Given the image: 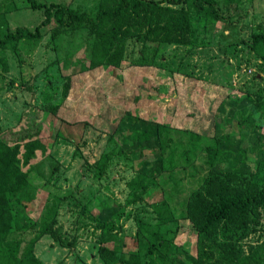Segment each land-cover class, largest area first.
Returning <instances> with one entry per match:
<instances>
[{
  "label": "rangeland",
  "instance_id": "1",
  "mask_svg": "<svg viewBox=\"0 0 264 264\" xmlns=\"http://www.w3.org/2000/svg\"><path fill=\"white\" fill-rule=\"evenodd\" d=\"M35 1L61 5L63 19L68 9L93 16L104 2ZM239 1L241 17L230 9L229 20L216 22L194 15L185 2L140 10L137 22L117 39L123 51L114 68L86 72L88 27L67 28L54 18L40 26L35 46L21 38L0 48V130L15 127L29 105L46 109L62 101L64 109L60 115L44 113L40 136L51 144L50 152L28 176L30 190L39 195L28 216L38 215L43 198L55 209L53 235L40 236L32 247L42 264H105L107 252L110 264L132 254L142 264H196L195 235L184 209L206 173L264 182V67L247 42L258 24L264 27V0ZM180 8L192 16L191 35L182 42L138 39L148 24L176 19ZM43 17L27 0H0V37L16 28L32 30ZM138 55L154 67L137 65ZM66 74L71 87L64 96ZM126 83L148 94L140 105L129 103ZM183 129H213V137ZM208 150L214 151L212 162ZM102 155L106 163L99 171ZM136 174L152 183L158 214L169 223L158 224L150 206L128 202L126 182ZM12 221L14 235L27 240L33 225L24 207L14 204ZM232 242L244 254L264 251V209L259 223L235 232Z\"/></svg>",
  "mask_w": 264,
  "mask_h": 264
},
{
  "label": "trees",
  "instance_id": "2",
  "mask_svg": "<svg viewBox=\"0 0 264 264\" xmlns=\"http://www.w3.org/2000/svg\"><path fill=\"white\" fill-rule=\"evenodd\" d=\"M27 1L31 8L42 9L44 14L42 21L32 30L16 28L14 31L3 32L0 37V48H4L9 41L21 38L31 40L35 46L40 38V26L47 24L50 18H54L59 25L71 29L84 25L88 27L89 60L87 66L83 68L86 72L98 67L106 69L120 65L123 48L118 45L117 39L126 33L128 25L137 22L140 10L159 11L164 8L160 5L162 2L173 5L185 2L194 15H203L211 22L229 20L230 9L233 17H241L244 14L239 0H103V4L96 8L93 16L68 9L65 12L66 19H63L61 5ZM191 17L188 8H180L176 19L148 24L138 35V39L180 43L186 36L191 35ZM57 32H53L51 36L57 35ZM247 42L264 67V27L258 24ZM138 58L140 61L137 65L154 67L141 55H138ZM70 82V75L66 74L61 91L64 96L71 87ZM124 85V91L130 97L129 103L131 101L134 103L135 100L136 104L140 105L142 98L148 96V94L143 96L142 91L137 93L130 83ZM124 85L121 87L122 90ZM179 86L184 87L186 94L191 93V86L182 83ZM61 102L50 104L46 109L29 105L22 111L20 121L15 127L0 130V264H42L32 254L33 244L40 236L54 233V204H48L46 198H43L38 215L33 218L28 216L29 208L39 196L30 190L32 185L28 176L37 171L39 162L50 152L51 144L47 145L40 136L44 113H54L57 110V114L60 115L59 110L64 111ZM191 115L192 113L189 114ZM113 129L108 133L107 141L112 140ZM183 130L202 138L213 137V129H208L204 133ZM51 134L54 142L59 131ZM207 156L212 162L214 151L208 150ZM105 163L106 156L102 155L97 169L100 171ZM150 184L152 183L145 180L142 175L136 174L129 179L126 182L130 195L128 202H142L158 214L159 199L153 198L154 187H149ZM14 204L24 207L26 218L33 225V232L25 241L22 237L14 235L12 221ZM260 209H264V182H258L253 178L242 181L232 173H206L199 187L189 194L184 209L185 218L195 235L196 264H251L258 263L260 259L264 260V251L249 250L244 254L240 247L232 242L235 232L241 234L249 226L254 227L259 223ZM167 223H169L167 219L159 215L158 224ZM157 233L160 235L161 230L154 231L155 238L158 236ZM155 246L156 241H152L148 246L150 254ZM107 253L102 256L106 260L105 264H110ZM117 263L142 264L135 254L127 259H117Z\"/></svg>",
  "mask_w": 264,
  "mask_h": 264
}]
</instances>
